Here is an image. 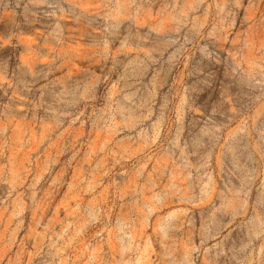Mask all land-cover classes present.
<instances>
[{
	"label": "rangeland",
	"instance_id": "rangeland-1",
	"mask_svg": "<svg viewBox=\"0 0 264 264\" xmlns=\"http://www.w3.org/2000/svg\"><path fill=\"white\" fill-rule=\"evenodd\" d=\"M0 264H264V0H0Z\"/></svg>",
	"mask_w": 264,
	"mask_h": 264
}]
</instances>
